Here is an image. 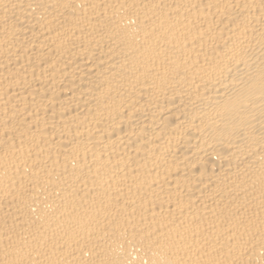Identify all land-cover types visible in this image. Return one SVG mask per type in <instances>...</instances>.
<instances>
[{
  "label": "bare ground",
  "instance_id": "bare-ground-1",
  "mask_svg": "<svg viewBox=\"0 0 264 264\" xmlns=\"http://www.w3.org/2000/svg\"><path fill=\"white\" fill-rule=\"evenodd\" d=\"M0 264H264V0H0Z\"/></svg>",
  "mask_w": 264,
  "mask_h": 264
}]
</instances>
